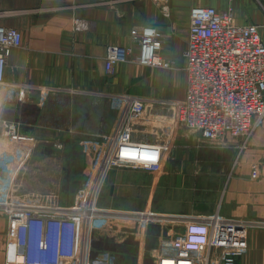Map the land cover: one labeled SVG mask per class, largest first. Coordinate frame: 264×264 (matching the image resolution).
Wrapping results in <instances>:
<instances>
[{
	"label": "crops",
	"instance_id": "0c3cea01",
	"mask_svg": "<svg viewBox=\"0 0 264 264\" xmlns=\"http://www.w3.org/2000/svg\"><path fill=\"white\" fill-rule=\"evenodd\" d=\"M202 4L219 10L232 7L235 21L255 23L264 42V0H0V24L16 27L22 35L21 45L7 58L5 78L33 87L22 102L5 98L0 91V116L17 121L20 135L17 145L0 147V199L7 197V186L15 180L21 181L19 197L25 200L52 197L47 195L54 193L49 188L40 189L57 185V151L102 152L105 142L96 136L111 129L117 113L100 93L182 99L190 8ZM145 25L160 31V54L173 67L127 61L106 71L107 46L132 45L137 51L133 36ZM47 88L55 90H42ZM55 139L85 140L92 147L51 145L44 159L50 174L41 175L39 155L45 149L41 144ZM241 139L227 133L212 142L181 129L158 171L112 168L98 205L143 210L152 219L146 225L132 216L97 219L94 255H106L108 264H155L154 253L162 241L182 228L178 218L218 213L256 222L246 231L247 247L236 264H264V125L254 130L239 153ZM92 162L86 161L87 169ZM12 163L17 166L11 168ZM253 165L259 170L256 177H251ZM26 184L33 189H25ZM58 193L66 197L63 190ZM49 201L68 205L72 199ZM6 225L0 209V264L5 259Z\"/></svg>",
	"mask_w": 264,
	"mask_h": 264
},
{
	"label": "built area",
	"instance_id": "2783aa9c",
	"mask_svg": "<svg viewBox=\"0 0 264 264\" xmlns=\"http://www.w3.org/2000/svg\"><path fill=\"white\" fill-rule=\"evenodd\" d=\"M133 40L138 44L137 51L132 45L107 46L106 71L127 61L173 67L160 54L162 35L154 25L143 26ZM21 42L18 28L0 24V91L5 98L7 95L22 102L25 92L33 87L5 78L7 58ZM183 56L182 99L100 93L117 113L116 119L108 132L96 136L105 147L92 177L76 189L70 204L28 201L19 197L21 181L8 184L7 197L0 199V209L7 217L4 264H108L106 255H94L92 251L95 221L107 216H132L146 225L152 219L143 210L98 206L112 168L158 171L181 129L198 132L212 142L227 133L241 136L238 152L245 148L254 130L264 125V42L258 26L237 23L230 6L219 10L213 5H193ZM42 90L48 93L55 89ZM19 139V123L0 116V147L17 145ZM145 153L155 159L144 160ZM16 166L12 163L11 168ZM258 174V167L253 165L251 177ZM178 220L182 228L162 241L154 253L155 264H236V257L247 247L246 231L256 224L218 213L187 215Z\"/></svg>",
	"mask_w": 264,
	"mask_h": 264
},
{
	"label": "rangeland",
	"instance_id": "374dc122",
	"mask_svg": "<svg viewBox=\"0 0 264 264\" xmlns=\"http://www.w3.org/2000/svg\"><path fill=\"white\" fill-rule=\"evenodd\" d=\"M145 67V66H144ZM149 67V66H147ZM153 67V66H150ZM159 68V67H158ZM61 141V140H60ZM58 141V139H55L54 141H48L45 144H41V148L44 147L45 149H41L40 153H44V154H40L39 155V160L41 162L42 165V170H41V175L46 174L49 175L50 173H48V169H47V162L44 161V159L47 158V152H48V148H51L52 146L57 145L59 146H83L84 148H89L92 147V145L88 144L87 142H84L85 140H80L81 142H76L74 140L72 141H66V142H60ZM83 144V145H81ZM57 155L56 157V171H55V181H57V185L61 184L60 187L59 186H53V187H48V186H43L41 187V191L46 192L47 189L49 188L50 191L54 192L53 194H47V195H52V197H38V198H42V199H53L55 201L60 202H68L72 199H74V193L76 191V189L83 183H85L86 181H88L95 170L96 164L98 162V159L101 155V152L99 151L98 153L95 152V150H89V151H73L71 150L69 153H59V151H57ZM49 156V155H48ZM86 161H93L92 164L90 165V167L87 169L88 166H86ZM20 181V180H19ZM23 187L25 189L28 190H32L33 188L26 185H23ZM58 189V190H57ZM61 192L63 190L64 194L66 195V197H62V195H60L58 192ZM67 194H70V197H67ZM27 199H30L31 197H26ZM99 206V205H98ZM100 207V206H99ZM104 208V207H102ZM104 209H110L111 208H104ZM108 215V214H107ZM113 217V216H112ZM103 218H111V216H107V217H103ZM96 223V222H95ZM96 225V224H95ZM94 225V228H95ZM93 238H94V230H93Z\"/></svg>",
	"mask_w": 264,
	"mask_h": 264
},
{
	"label": "snow or ice",
	"instance_id": "6c2138e0",
	"mask_svg": "<svg viewBox=\"0 0 264 264\" xmlns=\"http://www.w3.org/2000/svg\"><path fill=\"white\" fill-rule=\"evenodd\" d=\"M130 155H135V154L133 153V154H130ZM142 158L144 160H146V161H152V160L155 159V156L153 154L145 153V154H143Z\"/></svg>",
	"mask_w": 264,
	"mask_h": 264
}]
</instances>
